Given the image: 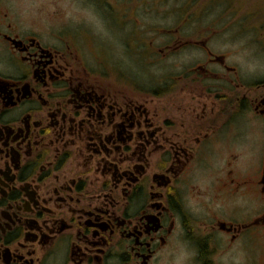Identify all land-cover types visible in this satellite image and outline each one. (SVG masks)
I'll use <instances>...</instances> for the list:
<instances>
[{
	"label": "flooded vegetation",
	"instance_id": "flooded-vegetation-1",
	"mask_svg": "<svg viewBox=\"0 0 264 264\" xmlns=\"http://www.w3.org/2000/svg\"><path fill=\"white\" fill-rule=\"evenodd\" d=\"M197 19L0 0V264H264V73Z\"/></svg>",
	"mask_w": 264,
	"mask_h": 264
},
{
	"label": "rangeland",
	"instance_id": "rangeland-1",
	"mask_svg": "<svg viewBox=\"0 0 264 264\" xmlns=\"http://www.w3.org/2000/svg\"><path fill=\"white\" fill-rule=\"evenodd\" d=\"M197 17L212 27L213 50L241 60L231 62L245 73H264V0H197Z\"/></svg>",
	"mask_w": 264,
	"mask_h": 264
}]
</instances>
